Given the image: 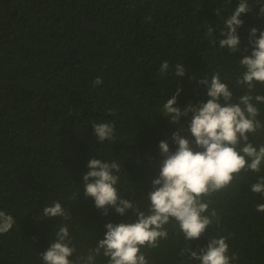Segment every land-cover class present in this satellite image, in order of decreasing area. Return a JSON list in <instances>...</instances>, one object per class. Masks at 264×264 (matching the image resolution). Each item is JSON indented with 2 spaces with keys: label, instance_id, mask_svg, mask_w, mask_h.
<instances>
[{
  "label": "clouds",
  "instance_id": "9594fccd",
  "mask_svg": "<svg viewBox=\"0 0 264 264\" xmlns=\"http://www.w3.org/2000/svg\"><path fill=\"white\" fill-rule=\"evenodd\" d=\"M197 1L145 4L131 61L98 52L54 102L58 139L83 157L75 195L118 216L74 231L50 170L30 156L9 160L0 264H152L172 230L188 242V264H233L231 249L252 240L253 264H264V144L252 137L264 133V0H232L215 25L201 22ZM152 81L167 95L159 107L144 99ZM142 170L150 190L125 199L119 192ZM207 230L213 236L197 241Z\"/></svg>",
  "mask_w": 264,
  "mask_h": 264
},
{
  "label": "trees",
  "instance_id": "16d2710c",
  "mask_svg": "<svg viewBox=\"0 0 264 264\" xmlns=\"http://www.w3.org/2000/svg\"><path fill=\"white\" fill-rule=\"evenodd\" d=\"M152 1L0 0V187L6 183L4 163L12 160L17 166L30 156V160L54 175L53 188L72 216L68 223L82 235L99 216L111 219L118 214L109 209L105 216L95 205L75 195V187L82 181L83 157L73 155L74 150L79 151L75 145L58 139L53 105L58 97L71 92L79 79V69L98 59V52L131 61V37L149 21L147 15L140 13ZM158 2L163 6V0ZM232 4V0H198L196 7L201 22L215 25L229 14ZM171 71L162 77H169ZM151 84L154 96L144 99L159 107L158 98L167 95L162 84ZM263 91V86H257L256 94L264 95ZM258 107L259 119L264 121V104ZM252 137L259 146L264 144V133ZM147 174L142 170L130 177L124 193L119 194L133 202L139 194L147 193ZM170 232L168 242L161 247L162 254L151 255L152 264H188L180 255L188 242L176 230ZM208 232L197 241L206 242L213 236ZM48 237H41L39 242ZM254 243L252 240L241 250L231 249L230 254L238 256L237 264L255 262L260 248Z\"/></svg>",
  "mask_w": 264,
  "mask_h": 264
}]
</instances>
